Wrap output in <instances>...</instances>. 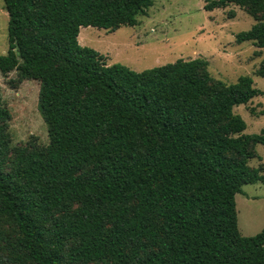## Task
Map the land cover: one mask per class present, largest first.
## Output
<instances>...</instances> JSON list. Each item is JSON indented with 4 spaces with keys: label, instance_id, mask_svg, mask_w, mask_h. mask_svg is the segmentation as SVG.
Wrapping results in <instances>:
<instances>
[{
    "label": "trees",
    "instance_id": "16d2710c",
    "mask_svg": "<svg viewBox=\"0 0 264 264\" xmlns=\"http://www.w3.org/2000/svg\"><path fill=\"white\" fill-rule=\"evenodd\" d=\"M4 3L0 74L40 83L49 136L13 156L0 88V216L20 233L13 253L31 264H264V229L242 236L236 204L243 186L264 183L249 167L264 130L246 135L234 113L264 96L253 78L214 84L204 59L136 72L80 45L82 28L137 26L153 0ZM230 5L256 21L236 42L264 49V0L204 9Z\"/></svg>",
    "mask_w": 264,
    "mask_h": 264
},
{
    "label": "rangeland",
    "instance_id": "374dc122",
    "mask_svg": "<svg viewBox=\"0 0 264 264\" xmlns=\"http://www.w3.org/2000/svg\"><path fill=\"white\" fill-rule=\"evenodd\" d=\"M211 0H153L148 16H139L135 27L121 26L108 31L82 28L79 43L101 53L111 66L121 64L133 71L172 64L178 60L204 59L214 84L238 82L243 76L252 77L257 89L264 92V49L253 43L238 44L236 36L249 31L255 19L247 10L235 5L206 11ZM9 15L4 0H0V56L9 49ZM4 105L11 113L6 132L13 156L19 149L32 150L49 144L47 126L38 108L40 83L21 81L16 72L7 77L0 74ZM247 125L246 135L261 134L264 130V96L248 105L234 108ZM257 157L249 167L264 175V147H254ZM236 196L238 226L244 237H254L264 229V183L245 185ZM20 237L11 221L0 216V264H31L21 252L13 253L11 244ZM75 242H69L65 252ZM94 264H111L106 261Z\"/></svg>",
    "mask_w": 264,
    "mask_h": 264
}]
</instances>
